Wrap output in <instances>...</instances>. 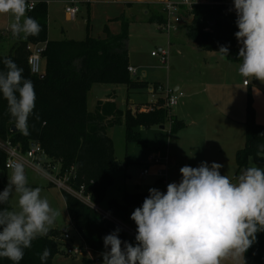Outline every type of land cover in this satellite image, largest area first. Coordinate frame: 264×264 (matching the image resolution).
Masks as SVG:
<instances>
[{
  "label": "trees",
  "instance_id": "16d2710c",
  "mask_svg": "<svg viewBox=\"0 0 264 264\" xmlns=\"http://www.w3.org/2000/svg\"><path fill=\"white\" fill-rule=\"evenodd\" d=\"M38 5L27 16L36 19L40 32L27 39L12 36L11 31L3 33V40L13 43L7 56L0 54V71L5 70L4 58L12 59L23 69V76L33 82L36 103L32 116L28 120L29 135H22L18 130L11 131L13 118L7 109V101L0 94V143H10L26 153L31 144H38L53 164L60 162L61 176L70 173L69 184L79 190L84 187V194L95 206L105 202L108 190L113 184V173L118 167L114 156L111 139L106 134L109 126L122 123V113L111 101L99 102L96 110L90 113L87 106L88 93L93 85L111 84L125 86L130 93L145 90L150 86L133 77L128 68L129 62V32L128 23L123 21L122 33L114 35L108 27L104 29V37L96 38L90 35L89 24L87 37L83 41L48 39V1L36 0ZM191 23L185 28L189 41L197 48L209 53H219L222 45L229 47L228 60L239 61L238 41L235 33L238 31L235 13L227 11L223 0H213L211 4L194 5L187 13ZM164 23L165 18L156 19ZM6 36V37H5ZM44 45L42 59L45 72L33 75L28 66L30 45ZM220 54V53H219ZM164 101H160L162 105ZM139 106V105H138ZM137 106V107H138ZM134 105L127 109L124 117L126 139L128 142L142 141L137 130L141 127L165 126L168 115L160 108L152 113H138ZM36 114L40 120H36ZM46 121V124L43 122ZM171 134H176L185 128L184 122L172 119ZM245 144L235 155L237 172L247 167L248 159L253 158L257 164H264V151L259 145L264 144V125L256 122V113L249 95L246 104ZM6 153L0 148V172L6 173ZM8 185L6 177H0V192ZM157 189L162 191L161 182ZM149 193L139 191L126 194L121 200L108 202L107 213L119 222H127L130 210L141 207ZM64 200L72 223L74 239H80L83 245L89 247L95 254L106 251L103 238L120 229L92 207L86 205L72 195L64 192ZM9 208L10 200L0 208ZM119 238L136 244L132 238L121 229ZM65 244L59 230H50L47 236L38 237L29 249H25L24 258L19 264H41L40 253L45 248L51 255L44 264H55L56 257L63 252ZM245 264H264V232L257 233V240L244 254ZM0 264H12L7 258H0ZM81 264H95L94 260L84 258Z\"/></svg>",
  "mask_w": 264,
  "mask_h": 264
},
{
  "label": "rangeland",
  "instance_id": "374dc122",
  "mask_svg": "<svg viewBox=\"0 0 264 264\" xmlns=\"http://www.w3.org/2000/svg\"><path fill=\"white\" fill-rule=\"evenodd\" d=\"M203 1L205 4H211L213 0ZM121 2V0H49L48 39L83 41L87 37L88 24L90 35L93 37L103 38L105 27H108L112 34L119 35L125 21L128 23L129 32V62L138 69L137 76L142 81L164 82V86L172 90L175 84H181V87L186 89L193 88L197 93L194 99L199 109L194 108L193 119L189 121L191 123H187L185 128L176 134L170 135V138L166 125L165 130L159 126L141 127L137 132L141 135L142 141L128 142L124 125L125 113L129 107L133 105L137 107V102L146 100L147 91L137 90L128 93L125 86L111 84L91 87L87 98L90 113L96 110L100 101L108 98H114L116 107L122 113V123L106 129V134L113 144L118 167L113 173V184L107 192L105 202L98 207L101 213L105 214H108V202L121 200L126 194H133L138 190L149 193L150 188H157L160 177L156 175V167H150L152 174L149 176L142 177L141 173L152 156H159L162 160L166 158L165 146L168 140L170 151L171 148L174 149L173 154L170 152L167 166L168 183L181 181L182 174L179 171L181 167L185 165L198 167L201 162H207L209 166L213 162L223 165L220 169L221 174L234 179L239 175L235 161L237 148L245 144L244 123L249 95L255 109L256 122L264 125V82L244 78L239 74L241 58L239 61H231L221 58L219 53L198 49L186 35L185 28L191 23V17L185 13H181L184 17L175 25L174 32L168 35L161 31L162 23L158 26L150 20L153 17L165 18V2L146 5H125ZM171 2L179 3L180 0ZM223 2L227 6H233V0ZM72 3H75L80 11L75 19H71L66 13V9L71 7ZM11 22L10 15H0V54L3 56L10 54L13 45L11 41L2 39V34L10 29ZM241 46L238 42V49ZM159 49L168 52L167 64H162ZM152 53L158 57H153ZM41 70L43 74L44 62ZM244 82L250 87L245 88ZM198 114L201 116L197 117ZM250 158L247 167L252 164L264 167V164H257ZM10 172H0V177L5 176L9 182ZM25 174L29 186L40 187L41 196L46 197L50 205L61 213L51 230L56 229L61 233L65 230L74 235L64 200L65 191L50 182L43 174L30 169H26ZM16 207L17 195L14 194L10 198V210ZM134 210H130L127 222H119L122 231L129 237H135L137 234V225L130 218ZM84 258L83 255L68 256L63 247V252L56 257L55 264H81ZM93 258L95 264H103L101 255L93 254ZM224 264L234 262L228 260ZM239 264H244V261L241 260Z\"/></svg>",
  "mask_w": 264,
  "mask_h": 264
},
{
  "label": "clouds",
  "instance_id": "9594fccd",
  "mask_svg": "<svg viewBox=\"0 0 264 264\" xmlns=\"http://www.w3.org/2000/svg\"><path fill=\"white\" fill-rule=\"evenodd\" d=\"M233 6L238 27L234 35L242 45L238 72L244 78L264 82V0H233ZM33 7L31 0H0V15L12 17L9 27L13 37L27 39L39 34L38 21L26 15ZM218 52L227 58L229 47L222 45ZM3 64L0 94L7 101L16 130L27 136L28 120L35 109V88L12 59L4 58ZM35 119L40 120L38 114ZM259 149L264 151V144ZM222 167L216 162L211 166L207 162L198 167L185 165L179 170L181 181L169 183L166 193L150 188L149 196L130 217L137 225L136 244L122 241L117 228L103 238V264L244 261L257 233L264 232V167L252 164L234 179L222 175ZM41 191L29 186L24 163L11 165L8 185L0 192V205L8 204L16 194L17 207L0 208V258L19 264L25 249L38 237L47 236L61 215ZM38 255L44 264L51 252L45 248Z\"/></svg>",
  "mask_w": 264,
  "mask_h": 264
},
{
  "label": "built area",
  "instance_id": "2783aa9c",
  "mask_svg": "<svg viewBox=\"0 0 264 264\" xmlns=\"http://www.w3.org/2000/svg\"><path fill=\"white\" fill-rule=\"evenodd\" d=\"M34 4L31 12L38 5V1L31 0ZM205 4L203 0H180L179 3L166 2L164 4V13H165V22L161 25V31L166 32L168 35L173 31H175V25L179 23L182 19L181 12L189 13L194 5ZM227 11L229 13H235L233 6H227ZM79 7L76 6L75 3H72V6L66 9L67 15L71 19H75L79 14ZM30 54L28 56V66L30 72L33 75H41L42 70L41 66L43 63L42 54L45 50L44 45H30L28 47ZM153 57H158L157 54L152 53ZM160 60L162 64L168 63V52L161 50L160 51ZM129 73L133 76H137V69L134 67L128 68ZM244 85H248L244 82ZM148 94L150 95L152 101L147 104H141L138 107H134L133 110H136L138 113H152L157 109L163 108L166 110L168 115V122L166 127L168 129V135L170 138L171 129L173 125V117L171 115V110L177 106L180 99L184 97L183 92L174 91L172 89L167 88L164 85H158L157 87L150 86L147 89ZM158 96H163L164 103L160 104V100L157 98ZM0 148L6 153L7 159L5 163V169L7 171H11V165L17 161L24 163L25 170L30 169L37 173L45 175L48 180L55 185H57L60 189L65 191L66 193L72 195L76 199L85 203L86 205L92 207L95 211L100 212L98 206L93 205L90 202V199L84 194V187H80L79 190H75L70 184V173H65L61 176L60 172V162L55 164L49 160L44 152V150L38 144H31L29 150L26 153H22L18 147L12 146L10 143H0ZM167 149V156L164 160H162L159 156H152L149 158V163L142 171L141 176L146 177L152 174L150 167H156V175L160 177L159 181L161 182V186L163 192L166 193L167 185L169 184L167 181V166L169 163L170 156V142L168 140V144L165 146ZM103 216L112 220L121 230L122 226H119V221L113 219L108 214L101 213ZM72 224V223H71ZM134 241L135 237H130ZM74 237L70 235L67 231L62 232V242L65 244L66 253L70 257H79L84 256L85 258L94 260L93 254H95L89 247L83 245L80 239L77 240L76 243L73 242ZM95 261V260H94Z\"/></svg>",
  "mask_w": 264,
  "mask_h": 264
},
{
  "label": "crops",
  "instance_id": "0c3cea01",
  "mask_svg": "<svg viewBox=\"0 0 264 264\" xmlns=\"http://www.w3.org/2000/svg\"><path fill=\"white\" fill-rule=\"evenodd\" d=\"M123 4H127V5H132V4H136V5H146V4H161V3H166V2H171L172 0H121ZM181 13H185L184 12H181ZM186 15H188L187 13H185ZM182 15V14H181ZM189 16V15H188ZM184 17V16H183ZM182 17V18H183ZM157 18L156 17H153L151 18L150 22L154 23V24H158L159 23L157 22L156 20ZM48 22H49V16H48ZM160 29V27H159ZM10 30V29H9ZM7 30V31H9ZM49 38V37H48ZM199 49V48H198ZM131 67H134L136 68L134 65H131ZM137 69V68H136ZM137 73H138V69H137ZM138 75V74H137ZM143 76H145V74H143ZM137 79L141 80V78H139L138 76H136ZM142 81V80H141ZM144 82H147V81H144ZM148 84L152 85V84H160V85H165L164 82H160V81H153V82H147ZM245 88H249L250 85H243ZM174 87V91H181V92H184V97L182 99H180V101L178 102L177 106H175L172 110H171V115L174 119L180 121V122H184V124L186 125L187 123H191L189 122L190 119L192 120V110L194 108L196 109H199L197 103L195 102V96L197 95V93H195L196 91L189 87L188 89H186V87L182 88L181 87V84H175L173 85ZM128 92V91H127ZM129 93V92H128ZM148 94V92H147ZM160 101H162L163 99V96H158L157 97ZM108 100H111L115 103L114 101V98H108L106 100H103V101H108ZM103 101H100V102H103ZM152 101L150 95L148 94L147 95V99L146 100H143L141 102H137V105H141V104H147V103H150ZM202 114V113H201ZM201 114L199 115H196L197 117L201 116ZM203 115V114H202ZM258 123V122H257ZM260 124V123H258ZM262 125V124H260ZM163 127V128H161ZM160 128L162 130H165V126H160ZM184 129V128H183ZM242 148V147H241ZM241 148H237V149H241ZM172 154L174 153V149L171 148V151H170ZM140 192V190H138ZM163 191V189H162ZM141 193H144V192H141ZM74 237V235H72ZM75 242H77V238L74 239ZM74 242V241H73ZM229 262H233L231 260H229Z\"/></svg>",
  "mask_w": 264,
  "mask_h": 264
},
{
  "label": "water",
  "instance_id": "95a60500",
  "mask_svg": "<svg viewBox=\"0 0 264 264\" xmlns=\"http://www.w3.org/2000/svg\"><path fill=\"white\" fill-rule=\"evenodd\" d=\"M98 39H100V38H98ZM159 51H161V49H159ZM161 128H163V127H161ZM11 131H16L15 126H13V127L11 128Z\"/></svg>",
  "mask_w": 264,
  "mask_h": 264
}]
</instances>
